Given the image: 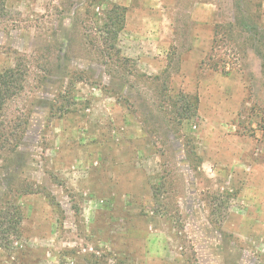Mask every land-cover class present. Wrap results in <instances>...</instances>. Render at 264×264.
<instances>
[{"label":"rangeland","instance_id":"374dc122","mask_svg":"<svg viewBox=\"0 0 264 264\" xmlns=\"http://www.w3.org/2000/svg\"><path fill=\"white\" fill-rule=\"evenodd\" d=\"M18 64L0 264H264V0H0V74Z\"/></svg>","mask_w":264,"mask_h":264},{"label":"trees","instance_id":"16d2710c","mask_svg":"<svg viewBox=\"0 0 264 264\" xmlns=\"http://www.w3.org/2000/svg\"><path fill=\"white\" fill-rule=\"evenodd\" d=\"M124 11V9L118 8L117 6L107 9L106 12H104L107 15V18L106 20L101 19L103 25L99 26L98 30V35L101 39L100 42L102 43L101 48H97V51L100 55L99 57L103 59V64L109 68V75L111 76L114 73L111 68L112 61L117 59L121 62L122 66L128 65L131 62L130 59H126L121 56V51L117 47L119 34L123 30L125 23ZM25 82L26 76L21 64H18L15 68H10L0 74V158L9 154L14 156V158H17V156L21 153V136L18 135L19 127L15 126V129L12 131L8 130L9 123L4 119L5 116L2 112L12 99L23 91ZM7 178H17V176L11 175ZM10 193H13L15 197H9V195H6L8 197L4 196L5 198H2V201L0 202V204L2 203L1 206L4 208L7 205L9 206L8 212H2V210H0V219L3 220H0V233H2V235H6V238H4L6 246L11 245V241H9L10 235L19 234L23 217L22 212L17 205L18 199L22 197L20 191L10 189ZM1 239L2 238L0 237V240ZM1 247L2 244H0V248Z\"/></svg>","mask_w":264,"mask_h":264}]
</instances>
